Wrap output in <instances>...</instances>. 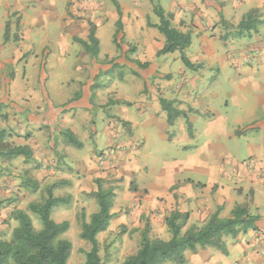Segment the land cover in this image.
<instances>
[{
  "label": "crops",
  "instance_id": "obj_1",
  "mask_svg": "<svg viewBox=\"0 0 264 264\" xmlns=\"http://www.w3.org/2000/svg\"><path fill=\"white\" fill-rule=\"evenodd\" d=\"M118 1L123 22L119 37L127 45L136 44L133 58L149 62L150 66L148 70H136L145 80L142 85L136 81V87L120 90L112 97L115 89L93 90L91 73L82 70V65L79 69L74 65L86 59L75 40H88L90 33L89 29L80 31L74 15L90 9V14L99 13L105 7L99 6L107 0H0V106L20 111L24 106L23 111L29 110L32 118L29 128L15 129L19 136H11L10 131L6 139L13 147H28L31 156L9 158L5 155L7 148L1 152L8 159L3 167L24 165V172L30 175L21 181L20 190L27 197L36 198L44 186L62 201H85L83 205L97 201L89 196L97 190L94 177L114 180L113 216L104 232L118 225L128 228V232L148 227L152 238H162L170 234L166 218L174 210L189 214L186 229L205 225L219 209L222 217H229L237 205H246L252 214L260 216L257 230L235 238L224 237L227 253L211 246L188 250L186 264H264V27L254 37L258 40L254 45L260 49L255 60L258 70L251 65V48L244 46L232 52L227 49L229 43L245 42L246 38L230 34L235 33L250 10L259 9L264 15V0ZM157 4L173 14L175 27L192 33L193 41L186 54L193 63L204 65L201 71L186 67L179 51L158 56L166 39L156 27L148 25V17L154 24L159 22L154 12ZM108 8L113 27L119 15L114 5ZM103 28H96L100 46ZM106 28L109 40V27ZM116 29L112 28L111 38ZM76 51H80L78 58ZM27 53L30 55L24 58ZM220 65L226 66L220 75L232 72L230 91L224 95L218 91L219 78L215 77L211 84L205 82L207 70ZM49 69L58 72L59 83L48 85ZM165 73H173L172 79L161 87L153 84L159 76L167 78ZM34 78L35 84L42 85H25ZM251 84L259 89L251 88ZM123 92L135 95L136 102L130 99L135 106L122 103L124 95L119 93ZM161 97L187 112L193 124V139L188 133L187 118L182 120L180 116L169 125ZM110 99L114 102L102 107ZM98 109L108 115L100 133L101 139H107L103 146L106 149L102 154L94 153L97 142L94 147L85 143L82 148L71 147L63 131H72L80 141L83 135L97 137L98 127L94 126V131L89 127L92 112ZM100 117L104 119V115ZM198 121L201 125L196 127ZM8 125L15 127L12 120ZM176 126L180 132L170 133ZM179 138L190 139L187 143L193 147L184 144L181 159L168 161V153ZM122 154L132 157L130 163ZM249 157L256 160V170L244 172L240 183L235 174H225L227 160L236 162ZM2 180L6 182L4 190L12 191L6 187L7 177Z\"/></svg>",
  "mask_w": 264,
  "mask_h": 264
},
{
  "label": "trees",
  "instance_id": "obj_2",
  "mask_svg": "<svg viewBox=\"0 0 264 264\" xmlns=\"http://www.w3.org/2000/svg\"><path fill=\"white\" fill-rule=\"evenodd\" d=\"M119 15L116 22V33L114 41H118V36L123 28L122 9L118 0H111ZM154 12L159 18L158 23H152L148 17V25L156 27L166 39L165 45L158 51V56L179 51L181 60L185 66L195 69L198 65L193 63L186 54L193 41L191 32H183L172 23L173 14L167 13L159 4L155 5ZM264 20L260 18L259 10L252 9L247 12L240 23L236 26L238 34H244L248 31H257L259 23ZM96 28L91 26L88 40L78 39L86 51L90 52L94 58H98L100 53V42L96 37ZM131 52L135 47L129 49ZM130 62L135 63L139 68L147 69L149 62H141L139 59L129 58ZM134 73L139 74L138 71ZM163 109L167 112L169 125H173L180 116L187 118L190 137L193 135V124L189 121L187 112L174 106V101L164 97L160 98ZM67 143L78 148L84 146L77 136L70 130L63 131ZM5 129L0 130V142L7 137ZM3 150L0 148V154ZM6 156L14 158L24 155L31 156V150L25 146H16L7 149ZM30 181L26 183L29 188ZM37 184H34L36 190ZM116 197L115 188H104L98 180V191L95 192V198L99 209L86 219L85 211L81 213V233L82 239L92 244L90 250L80 249L86 256L83 264H104L100 254V241L98 234L108 229L112 219V208ZM61 198L55 197L52 190L49 189L48 197L44 201L30 202L27 210L37 214L42 222V228L37 229L27 210L16 209L13 216L18 224L12 230L11 238L4 240L0 237V264H7L13 261L16 264H67L72 251V243L63 235L69 230L70 222L64 220L57 222L53 216L55 206L62 203ZM0 200V208L3 206ZM221 209L214 213L207 223L203 226L191 225L185 229L189 214L174 210L167 218L170 237L163 239L159 237L152 238L148 227L142 230V238L139 248L133 254L127 256L121 264H167L175 262L176 264H186V251L196 250L199 246L206 248L208 246L227 253V246L224 237L233 238L240 234H246L251 230H257V221L260 216L252 214L246 205H237L229 217L220 215Z\"/></svg>",
  "mask_w": 264,
  "mask_h": 264
},
{
  "label": "rangeland",
  "instance_id": "obj_3",
  "mask_svg": "<svg viewBox=\"0 0 264 264\" xmlns=\"http://www.w3.org/2000/svg\"><path fill=\"white\" fill-rule=\"evenodd\" d=\"M111 7L114 5L112 3L111 0H107L106 4H101V6L99 7H104V9L101 10V12L99 11V13L96 14H90L89 12L92 11L93 9H90V11H88L85 14H76L74 15L75 17V23L76 26H78V28L80 29L81 32L86 31V30H90L91 26L94 25L95 27L99 26H103V33H102V45L100 46V58L98 57L97 59L94 58L92 56V54L88 51H86V49L83 47V45L81 43H79V41L76 39L75 41L77 42L78 45H80L81 49L83 50V55L86 58L84 60L83 63H78V61L74 62L76 65V68H78V66L82 65V70L90 72V80L92 82H94V84L91 86L93 90L98 89L99 87H103V88H107V89H115L113 90L114 95H112V97H114L116 94H118V91L122 90V91H127L130 90V88H134L137 86L136 81H138V85H142V83L145 81L142 76L140 74H136L134 73V71L138 70H148V69H142L139 68L135 63L130 62L129 58H133V56L135 55L134 52H131L129 49L133 48L136 46V44H130L127 45L124 43L123 39L120 38L118 36V41H114V36H111V32H112V24H113V20L111 18V13L110 10L108 8V6ZM115 7V6H114ZM111 9V8H110ZM112 10V9H111ZM259 10V9H258ZM259 15L260 18L264 20V15L262 14V11L259 10ZM117 22V21H116ZM98 24V25H97ZM109 27V40H108V28ZM117 27V26H116ZM264 27V21L259 23L258 25V29L257 31H252L251 32H244V34L239 35L238 30L235 31L234 34H230L232 32H229L228 34L232 35L235 38H239V39H245L244 41H240L238 43H229V45L227 46V49L229 50V52H232L236 49H239L240 47H249L251 48L250 52L252 55V61L256 60L259 55H260V49L258 48L257 45H254L255 43H258V40L255 39L254 37L261 32L262 33V29ZM251 35V39H249ZM77 37V36H76ZM223 40V39H222ZM245 43V44H243ZM244 50L241 49V52ZM80 53V51L77 53L76 51V58H78V54ZM180 53V52H179ZM30 54L27 53L24 55V58L28 57ZM46 58V57H45ZM235 61V58H233V56L230 58V63L233 64V62ZM251 64L254 66L255 70H258L260 68L259 64H257L258 61H255V63ZM50 62V61H49ZM184 64V63H183ZM196 65H198L195 69L197 71H201L199 68H204V65L202 66V64H198L195 63ZM44 67V64H43ZM49 67V66H48ZM187 67V66H186ZM224 67V68H223ZM46 68V67H44ZM59 68L57 67L55 70H58ZM191 69V68H189ZM224 69H226V66H218V67H214L212 70H207L208 72V77H207V81L208 84L214 80V78H219L220 81V85H219V89L218 91L221 92L222 95L226 94L228 91H230L231 88V82L232 79L229 76L230 74H232V72L226 74V73H222L220 75V72H222ZM192 70V69H191ZM48 71H50L51 73V78L48 81V85H52L54 82L57 84L60 82L61 77H59V75H57L58 72H52L51 69H49ZM53 73V74H52ZM96 73V74H94ZM193 73V72H191ZM163 74V73H162ZM164 75L168 76L167 78H162V76L157 79V82L155 83V81L153 82V84H155L156 86L161 87V85L163 84L164 81H169L172 79L173 77V73H165ZM94 76V77H93ZM218 76V77H217ZM59 77V78H58ZM30 79H28L29 81ZM36 78H34L33 81H29L27 82V84H25L28 87H32L35 86L39 87L40 85H42V83H36ZM43 81V79H42ZM34 82V84L31 83ZM39 82V81H37ZM46 84V83H45ZM147 84V82H146ZM165 84V83H164ZM207 84V83H206ZM204 86V85H202ZM6 88H8V84L6 86ZM251 88L258 90L259 88H255L252 84H251ZM103 91H105L104 89H101ZM117 90V91H116ZM116 91V92H115ZM106 92H104L105 94ZM120 95L123 94L124 95V100H123V104L127 107H133L136 105V103L132 102H136L135 100V95H133L132 93H119ZM4 96V95H3ZM122 97V96H121ZM125 97H127V99H125ZM105 98H106V94H105ZM132 98V102L130 101V99ZM248 101L251 102V97H247ZM3 100V99H2ZM111 100L112 102L113 99H110L107 101L106 104H104L102 107H108L111 104ZM91 103H93L94 105H96L97 103L95 101L91 100ZM120 104V103H118ZM175 106V105H174ZM98 107V106H95ZM177 107V106H175ZM8 108V106H0V130L5 129L7 131V135H10V133L8 132H13L11 134V136L15 135V136H19V133L15 132L14 130H25L26 128H29L30 126V122L32 121L29 118V113L30 111H23V108L25 109L24 106H22L21 111L20 110H15L13 108H10L9 110L6 109ZM99 108V107H98ZM178 108V107H177ZM179 109V108H178ZM181 110V109H180ZM261 110L257 111V113L259 114ZM100 113V114H99ZM93 115V119L90 121V130L94 131V126L98 127L99 130V134L97 137L91 135L90 137H87L85 135L82 136V142L83 144L85 143L86 145L89 146H95V142L98 143V145H96L97 149L96 151H94V153L97 154H102L103 151L106 149V147H103L107 144V139H101L100 133L102 131V125L104 123L105 118L108 117L107 114H105V112L103 111H98L97 112H92ZM104 115V119H101L100 116ZM16 120H15V119ZM182 120H185V117L182 116L181 118ZM12 120V122L14 123V128H10L8 125V122ZM32 123V122H31ZM196 127L200 126L201 124L198 122L195 123ZM203 130V129H202ZM247 130V131H251ZM180 132L179 126H176V128L172 127L170 130V133H174L175 135H177ZM23 135H26V131L22 132ZM189 133V131H188ZM182 135V133H181ZM190 136V134H189ZM9 136H7L5 138V141L0 142V148L2 150H5L7 148H12V144L9 143L8 139ZM194 131H193V135H192V139L194 138ZM188 141H190V139H185V138H179L177 144H174L169 153H168V157L167 160L168 161H173L174 158H177L178 160L181 159V157L184 155L182 153V149L184 144H186ZM84 144V146H85ZM188 148H192L193 145H189V143H187ZM71 147H73L71 145ZM103 147V148H102ZM103 149V150H102ZM101 150V151H100ZM99 152V153H98ZM108 153H110V151H107ZM114 153V152H113ZM96 154V157H97ZM112 155V154H111ZM123 157L126 156V154H122ZM112 157V156H111ZM114 158V157H112ZM250 158V157H249ZM247 158H245L246 160ZM126 163H130V161L132 160L131 156H126ZM239 160V159H238ZM244 160V159H243ZM8 161V159L4 156H2V154H0V191L2 190V192H0V200L3 201V206L0 208V237L4 240H9L11 238V234H12V230L15 226H17L18 222L17 220L14 218L13 216V211L16 209H22V210H27V206L30 202L33 201H29L33 198H31V196L27 197L24 193V190L21 191L20 187H21V181L26 177L29 178L28 176L30 175L28 172H24V168L22 165H19V163H16L17 165L12 167L6 166L3 167L4 164ZM228 162V160H227ZM124 163V162H123ZM125 163V164H126ZM31 171V169H29ZM33 170V168H32ZM25 173V174H23ZM22 174V175H21ZM33 174V173H32ZM6 176L7 180H8V187L9 189H11L12 191H8V193L6 192L4 185H6V182H3L2 177ZM98 180L100 181L101 185L104 188H109L112 187L114 188L115 183L114 180L111 179H101V178H97L94 177L93 181L96 184L97 190L98 191ZM204 180V179H202ZM95 191V192H96ZM95 192L93 191L92 193L89 194V196L95 198ZM36 198H34L33 200L35 202H40V201H44L47 197H48V191H46L45 187L43 186V188L38 191V193L36 194ZM85 201H64L60 204H58L57 206H55L52 216L53 218L57 221V222H62L64 220H67L70 222V228L69 230L63 235V237L67 238L68 240L71 241L72 243V251H71V255L70 258L68 260L67 264H83L85 262L86 256L85 254L80 250V249H84V250H90L92 247V244L89 241H86L84 239L81 238L80 233H81V213L82 211H85L86 214V219L89 220L90 219V215L96 210L99 209V205L97 201H91V203H89L88 205H83ZM115 202V201H114ZM28 211V210H27ZM95 211V212H96ZM35 228L40 229L42 228V222L40 217L35 214L32 213L30 211H28ZM116 222L113 221L112 225L115 226ZM144 229V227H142L140 229V231L137 230H133L128 232V228L127 230L124 229L123 225H118L117 227L113 228L111 231L108 232H102L100 234H98V239L100 241V254L102 256L103 262L104 264H121L125 258L131 254H133L134 252L137 251V249L140 246L141 243V238H142V230ZM152 237V236H151ZM170 237V234L168 233L167 235L163 236V239H168ZM7 264H16L15 262H13L12 260L9 261ZM168 264H176L175 262H171Z\"/></svg>",
  "mask_w": 264,
  "mask_h": 264
},
{
  "label": "built area",
  "instance_id": "obj_4",
  "mask_svg": "<svg viewBox=\"0 0 264 264\" xmlns=\"http://www.w3.org/2000/svg\"><path fill=\"white\" fill-rule=\"evenodd\" d=\"M254 170H256V160L249 158L236 162L228 161L224 172L227 176H230L232 173L235 174L237 176V183H240L244 172H252Z\"/></svg>",
  "mask_w": 264,
  "mask_h": 264
}]
</instances>
